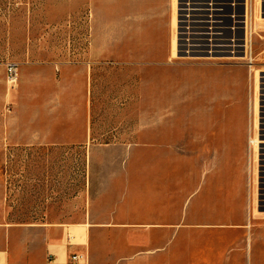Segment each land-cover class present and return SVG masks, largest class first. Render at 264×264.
<instances>
[{
	"label": "rangeland",
	"instance_id": "374dc122",
	"mask_svg": "<svg viewBox=\"0 0 264 264\" xmlns=\"http://www.w3.org/2000/svg\"><path fill=\"white\" fill-rule=\"evenodd\" d=\"M222 6L215 50L181 0H0V229L19 253L49 231L120 253L142 169L179 209L203 182L210 221L264 235V0Z\"/></svg>",
	"mask_w": 264,
	"mask_h": 264
},
{
	"label": "crops",
	"instance_id": "0c3cea01",
	"mask_svg": "<svg viewBox=\"0 0 264 264\" xmlns=\"http://www.w3.org/2000/svg\"><path fill=\"white\" fill-rule=\"evenodd\" d=\"M146 170L128 172L127 188L114 210L119 216L120 253L113 250L102 262L97 259V239L69 247L65 238L57 240L50 231L39 246L26 237L19 253L0 229V264H80L72 261L74 252H88L92 264H264V235L250 230L248 236H240L244 224L209 220L207 206L199 201L203 182L179 209L167 188L158 189L159 172ZM106 220L97 221L96 227L110 228Z\"/></svg>",
	"mask_w": 264,
	"mask_h": 264
},
{
	"label": "bare ground",
	"instance_id": "6f19581e",
	"mask_svg": "<svg viewBox=\"0 0 264 264\" xmlns=\"http://www.w3.org/2000/svg\"><path fill=\"white\" fill-rule=\"evenodd\" d=\"M217 2L219 3V0H181V16H180L181 25L183 28L182 30L184 34H188V36L200 35L199 36L200 38L201 36H203V39H201L202 42L203 40L204 41L210 40L211 48H214L215 50L217 48H222L225 45V43L223 44L219 43L220 42L219 37L222 35V29H223L222 26L223 21L220 20V18L223 15L222 14L223 11L218 8L219 4ZM174 20L176 21V17ZM237 23H239L240 26L241 24L240 21H238ZM194 41L195 40L193 39L190 40V43L188 44L189 48H193L194 46H196V44L192 45ZM232 41L233 43L231 45L233 46V48L240 47L241 43L239 38L236 37ZM175 48H176V38L174 39V49ZM257 141L263 142L264 140L257 139Z\"/></svg>",
	"mask_w": 264,
	"mask_h": 264
},
{
	"label": "built area",
	"instance_id": "2783aa9c",
	"mask_svg": "<svg viewBox=\"0 0 264 264\" xmlns=\"http://www.w3.org/2000/svg\"><path fill=\"white\" fill-rule=\"evenodd\" d=\"M237 1H243L246 4L249 3V0H237ZM224 2H227V0H219V3L217 2L219 4L218 8L221 9L222 11H223L222 5L224 4ZM14 68L15 66L13 64L10 65L11 71H13ZM71 259L72 261L80 264H89V260H90L88 252H79V253L74 252L71 254Z\"/></svg>",
	"mask_w": 264,
	"mask_h": 264
}]
</instances>
